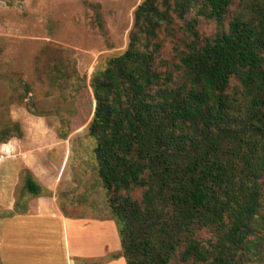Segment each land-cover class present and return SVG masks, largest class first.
I'll return each instance as SVG.
<instances>
[{
	"label": "trees",
	"instance_id": "obj_1",
	"mask_svg": "<svg viewBox=\"0 0 264 264\" xmlns=\"http://www.w3.org/2000/svg\"><path fill=\"white\" fill-rule=\"evenodd\" d=\"M89 86L115 257L252 261L264 209V0H143L125 49ZM3 127L1 144L22 136L17 123ZM22 171L30 196L51 195Z\"/></svg>",
	"mask_w": 264,
	"mask_h": 264
},
{
	"label": "rangeland",
	"instance_id": "obj_2",
	"mask_svg": "<svg viewBox=\"0 0 264 264\" xmlns=\"http://www.w3.org/2000/svg\"><path fill=\"white\" fill-rule=\"evenodd\" d=\"M142 1L0 0V130L17 123L22 136L6 143L14 141L19 152L52 165L64 163L56 194L67 219H111L95 168L96 143L87 130L94 109L89 81L108 57L125 49L133 12ZM199 30L208 35L214 26L200 23ZM172 42H165L166 57ZM24 183L22 173L16 194L32 198ZM22 211L17 216L21 224L27 221ZM262 216L248 264H264V209ZM47 222L56 236V221ZM68 234L75 244L78 235L71 230ZM25 250L21 246L20 252ZM0 251L6 252L2 246ZM51 252L61 258L60 246L53 245ZM74 260L67 264H104L110 259Z\"/></svg>",
	"mask_w": 264,
	"mask_h": 264
},
{
	"label": "crops",
	"instance_id": "obj_3",
	"mask_svg": "<svg viewBox=\"0 0 264 264\" xmlns=\"http://www.w3.org/2000/svg\"><path fill=\"white\" fill-rule=\"evenodd\" d=\"M15 145L14 141L0 143V215L4 217L0 220V246L6 250L0 251V264H67L72 258L80 263L89 258H108L104 264H125L123 258L115 257L120 246L109 217L67 219L60 210L56 190L64 163L52 165L45 158L19 152ZM22 170H28L51 195L21 199L16 191ZM21 210L27 220L22 224L17 220ZM48 220L56 221L60 229L56 236ZM70 230L78 235L75 244H71ZM53 245L61 247L58 260L51 252ZM21 246L26 248L23 253Z\"/></svg>",
	"mask_w": 264,
	"mask_h": 264
}]
</instances>
